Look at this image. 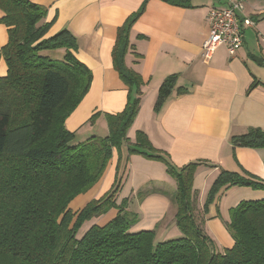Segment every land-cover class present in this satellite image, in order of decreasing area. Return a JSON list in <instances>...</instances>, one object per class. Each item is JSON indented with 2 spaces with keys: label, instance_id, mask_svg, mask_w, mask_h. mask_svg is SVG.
I'll return each instance as SVG.
<instances>
[{
  "label": "trees",
  "instance_id": "obj_1",
  "mask_svg": "<svg viewBox=\"0 0 264 264\" xmlns=\"http://www.w3.org/2000/svg\"><path fill=\"white\" fill-rule=\"evenodd\" d=\"M149 0L118 28L112 59L129 88L125 108L104 113L108 132L83 141L65 122L92 85L91 69L75 52L77 37L67 28L48 35L52 22L47 8L31 0H0L8 28V42L0 59L8 71L0 76V264H264V198L241 200L229 210L227 228L234 238L220 251L207 231L209 207L217 195L233 186L264 190V177L246 169H222L211 185L205 204L198 207L194 179L203 161L174 165L149 136L128 131L141 107L143 78L128 66L129 33ZM175 6L194 7V0H163ZM64 49L61 58L50 52ZM178 74L167 76L154 105L160 111L178 87ZM257 80L249 90L257 86ZM101 112L89 119L95 123ZM233 148H264V129L249 127L230 138ZM114 149L119 153L115 182L100 198L73 210L71 201L86 193L103 177ZM142 155L164 163L176 181L172 195L174 221L180 235L158 241L152 229L135 230L140 221L128 210V199L118 202L131 156ZM116 214L105 224L98 220ZM95 219L82 237L79 229ZM139 225V223H138Z\"/></svg>",
  "mask_w": 264,
  "mask_h": 264
},
{
  "label": "crops",
  "instance_id": "obj_2",
  "mask_svg": "<svg viewBox=\"0 0 264 264\" xmlns=\"http://www.w3.org/2000/svg\"><path fill=\"white\" fill-rule=\"evenodd\" d=\"M31 1L47 8L46 21L52 22L48 35L67 28L77 37L75 54L93 73L90 90L66 119L67 129L75 132L78 141L106 134L108 126L104 113L122 111L130 93L113 65L112 50L118 28L140 8L143 0ZM252 1L244 0L240 16L249 17L254 25L245 28L243 46L234 56L229 55L225 46L217 47L209 58L202 54L210 31L209 12L212 8L224 7L228 0H194L195 6L189 8L163 0H149L146 10L130 29L131 47L126 63L140 73L144 84L140 111L128 136L135 141L137 130L144 131L154 146L178 167L203 161L194 179L200 209L220 169L241 171L244 168L264 177V148L234 149L230 142L233 134L244 133L249 127L264 129V6ZM3 15L0 8V18ZM8 38V28L0 23V51ZM50 54L61 58L64 50ZM7 71L6 61L1 58L0 76H5ZM173 73L179 76L177 86L186 92L175 90L156 112L154 105L159 87ZM256 80L257 86L249 90ZM95 112L102 114L95 123H90ZM102 125L105 129L98 130ZM118 154L114 149L110 173L113 177ZM141 169L149 178L145 184H153L156 195L152 196H166L168 210L175 216L176 206L171 198L177 184L167 173L164 163L132 155L127 175ZM260 198H264V190L247 186H233L217 195L209 207L206 227L220 251L232 247L235 242L227 228L230 208L241 200ZM110 212L104 216H109ZM176 227L173 219L174 236L180 235Z\"/></svg>",
  "mask_w": 264,
  "mask_h": 264
},
{
  "label": "rangeland",
  "instance_id": "obj_3",
  "mask_svg": "<svg viewBox=\"0 0 264 264\" xmlns=\"http://www.w3.org/2000/svg\"><path fill=\"white\" fill-rule=\"evenodd\" d=\"M252 3L253 4L255 3L256 5L259 6H264V0H253ZM97 128L98 130L99 129L104 130L105 126L102 125V127L98 126ZM94 132L97 133V129ZM112 163L113 160L111 158L110 163L108 164L103 177L96 184L97 186L95 188L92 187L93 189L91 188L86 193L80 194L76 198H74L69 205L70 208L76 210L79 208V206H85L89 201L95 198H100L107 191L111 189L113 183L115 182V175L114 177L110 175V173L112 174L111 172ZM222 169H220V172ZM224 169L226 168L224 167ZM230 171L232 170L230 169ZM148 179L149 178L146 175L144 176L142 169L139 172H136L135 170L132 171L129 175H126L118 194V199H119L118 202L120 203L123 199L127 198L128 210L138 213L139 216L142 218V221L141 220L137 221L139 225L138 223L135 224L137 225L135 226V230L152 229L155 231L156 240H161L160 238L163 239L167 237L171 238L174 235H176L172 228L173 219L175 216L173 215V211L171 212L168 210L169 201L166 200L167 199L166 196H162V194H159V196H152V195H156V193H153L154 190L153 184L150 183L145 184L147 183ZM211 182H213V180ZM86 199H87L86 203L80 205V202L82 204V202H84V200ZM115 214H116V210H112L109 216H103L101 219H99L98 224H105ZM94 220L95 219L86 221L79 229L77 237H82ZM176 230L179 232L178 227H176Z\"/></svg>",
  "mask_w": 264,
  "mask_h": 264
},
{
  "label": "built area",
  "instance_id": "obj_4",
  "mask_svg": "<svg viewBox=\"0 0 264 264\" xmlns=\"http://www.w3.org/2000/svg\"><path fill=\"white\" fill-rule=\"evenodd\" d=\"M244 0H228L224 7L212 8L208 15L209 35L203 43L202 54L209 58L219 46H225L234 56L244 43L245 28L254 25L249 17L241 18Z\"/></svg>",
  "mask_w": 264,
  "mask_h": 264
}]
</instances>
